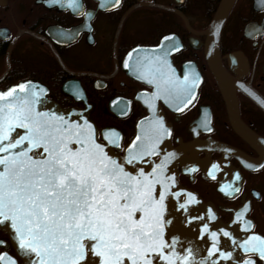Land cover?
Here are the masks:
<instances>
[{
    "label": "flooded vegetation",
    "instance_id": "obj_1",
    "mask_svg": "<svg viewBox=\"0 0 264 264\" xmlns=\"http://www.w3.org/2000/svg\"><path fill=\"white\" fill-rule=\"evenodd\" d=\"M221 1L120 0L114 6V0H80L83 11L91 13L85 16L57 0H0V91L29 80L44 86L58 105L90 111L106 144L101 133L115 129L120 146L112 144V148L121 154L138 120L148 112L142 96L154 92L153 85L124 67L126 56L137 47L164 42L176 78L183 80L186 73L200 78L196 98L187 107L174 99H168L167 105L159 99L171 126V148L191 146L186 155L192 157L194 151L199 158L197 164L188 157L186 162L176 161L180 185L204 204L213 205L225 224L248 205L242 220H250L253 227L245 224L240 231L264 238V149L238 132L242 126L264 141V0H235L227 15L219 43L229 78L226 84L217 81L206 55V31ZM164 36L174 40L163 41ZM173 45L179 50L173 51ZM77 84L81 89H76ZM64 87L78 91L73 95ZM225 93L230 94V102ZM177 106L183 110L177 112ZM205 121L212 131L206 130ZM197 140L220 145L194 147ZM213 164L218 167L213 169ZM191 168L196 171H188ZM229 185L240 192L220 191L222 186L231 191ZM1 232L0 239L8 243L0 246V252L16 256L8 236ZM241 259L264 264L257 254Z\"/></svg>",
    "mask_w": 264,
    "mask_h": 264
},
{
    "label": "snow or ice",
    "instance_id": "obj_2",
    "mask_svg": "<svg viewBox=\"0 0 264 264\" xmlns=\"http://www.w3.org/2000/svg\"><path fill=\"white\" fill-rule=\"evenodd\" d=\"M57 2L85 16L91 15L83 11L80 0ZM119 3L120 0H114V6ZM173 40V36L163 37V41ZM159 47L163 49V43ZM179 47L173 45L172 50L178 51ZM169 54L162 50L148 62L174 73L167 60ZM124 67L129 68L127 60ZM160 75L167 87L161 89L157 84L153 98H159L162 92L184 107L196 98L194 89L200 78L195 73L191 77L186 73L183 80L163 71ZM138 78L146 77L141 74ZM147 82L155 83V76ZM44 92V88L31 81L0 91V226L10 229L9 236L25 264H89L91 257L96 258L92 264H154V259L166 264H193L192 248L183 249L181 255L176 252L178 241L173 238L169 243L164 238L165 227L171 221L165 216L166 193L161 178L175 185L174 179L164 174V163L150 173L140 168L135 175L125 168L146 155L158 154L155 148L160 138L171 136L163 118L151 122V134L146 133L148 143L137 144L141 141L137 135L120 161L105 150L107 144L98 142L94 124L85 117L79 116L82 122H78L55 112L38 110ZM175 110L183 109L177 106ZM208 123L205 121L204 127L210 132ZM101 135L108 144L120 146L115 129H105ZM167 158H174V153H168ZM217 167L212 165L213 169ZM209 175L215 179L211 172ZM235 179H241L239 174ZM157 184L161 187L158 193ZM228 187L231 191L223 186L220 191L225 195L240 192L239 187ZM187 195L190 199L181 203L180 209L186 210V204L195 201L192 193ZM247 211L245 204L236 213L237 219H242ZM214 218L209 209V219ZM193 219L203 221L204 217ZM246 225L249 229L253 227L250 220ZM205 233L212 244L198 264L231 260L232 252L221 249L219 238L222 234L231 239L230 233L224 229L209 232L206 223L200 231L201 238ZM7 243L0 239V246L6 247ZM232 243L237 246L235 240ZM238 247L264 259V238L258 235L249 236ZM5 257L7 264H18L6 252L0 253V261ZM243 264L254 261L248 259Z\"/></svg>",
    "mask_w": 264,
    "mask_h": 264
},
{
    "label": "water",
    "instance_id": "obj_3",
    "mask_svg": "<svg viewBox=\"0 0 264 264\" xmlns=\"http://www.w3.org/2000/svg\"><path fill=\"white\" fill-rule=\"evenodd\" d=\"M234 2L235 0H223V2L220 3L221 6H219L216 16L206 33L207 34L206 55H207L208 63L215 74V78L221 84H223V81L229 78L224 73L223 66L220 60V54H219L220 33L222 30V26ZM179 14L182 16L181 13ZM135 50L137 51L132 50L130 52L132 53L131 57H129L128 54L126 58L127 62L129 63V68H127L128 72L138 80L145 82L147 84H150L147 82V80L152 79L153 76H155V83H153L154 92L155 90L158 91L156 86L157 84L160 85L161 89L165 88L166 85L163 83L160 72L163 71L166 74L173 76L175 74V69L172 65V62L170 61V59L167 58L168 63L171 65V69L174 70V73L169 71L167 67L160 69L159 65L154 63L149 64L148 61L155 55H158L162 50H166V47L163 46V49H161L159 46L138 47L135 48ZM141 74H143L146 78L145 79L138 78ZM26 82L28 81H24L21 83H26ZM31 82L33 85L45 89V92L41 94L40 97L42 102L37 105L38 110L49 113L55 112L57 115L65 116L66 119L77 120L78 122H82L79 121V116H83L94 124V122H92L87 117L86 112L75 108H66V109L62 108L60 105H58L53 100L48 98L47 88L34 81ZM7 89L3 91H6ZM65 91L68 90L65 88ZM225 96L227 98V101L230 102L231 99L230 94L225 93ZM144 98L145 99L143 103L148 109V114L147 116L141 118L137 122L136 133L132 138V140L130 141V143L128 144V146L132 143V141L135 139L137 135L141 136V141H137V144H140L141 142L148 143V140L146 139V133L149 135L151 134L150 133L151 122L154 121L157 117H162L165 127L170 129V124L166 122L158 101L155 98H153L152 95H146ZM146 101H148V103H146ZM149 103L152 104L151 108L149 107ZM94 126L96 129L98 142L103 143L98 138V132L95 124ZM238 132L243 138L249 141L252 145L258 147L261 146L262 148H264L263 139L260 138L255 133H253L252 131H250L249 129L239 126ZM218 145L220 144L218 143L215 144V146L217 147ZM128 146L125 148L124 153L122 155L115 153L114 150L109 145H107L105 150L108 151L109 154L113 156V158L122 161L126 155V149L128 148ZM155 151L158 153L157 155H151V154L146 155L144 156L143 160H138L135 164L126 165L125 168L126 171H129L134 175L139 171L140 168H143L146 173H150L152 172L153 168H155L157 165H160L161 162H163L165 165L164 174L174 179L175 185L172 186L171 180L164 182L163 179L161 178V182L164 185L163 190L166 193L165 216L167 217L168 220L171 221V224L167 225L164 230L165 240H167L170 243L173 240V238H175L178 241V243L176 244V252L180 253L181 255L183 254V249L192 248L195 253V260L193 261V264H198L201 258L207 256L208 254L207 249L210 248L212 244V240L208 235V233H205L203 238H201L200 236V231L202 229V226L203 224L206 223L209 225V232L217 231L219 233L220 229H224L228 231L231 235V239H229L227 237H223L222 234H219L221 249L224 251H231L232 259L231 260L219 259L218 264H223V262L226 264L237 263L240 260V255H239L240 251L243 250L238 247V244L243 242L250 236L249 230L246 231L244 229L242 232L240 231L241 229H243V226H245L246 222H244L242 219H237V216H235V219L230 223L225 224L221 222L218 218L217 213L213 212L210 206L204 204L203 201L197 195L193 194L192 192H190L189 190H187L186 188L180 185L177 179V172L175 169V163L177 161V157L167 158L168 153L170 152L174 153L173 149L170 147V136L165 135L161 137L159 144L155 148ZM156 157H159V159H156ZM155 189L156 192L158 193L161 190L160 185L159 184L155 185ZM174 193H180V195L177 196L174 195ZM188 193H192V195L195 197V201H193L191 204H186V210L180 209L179 205L190 199V197L187 195ZM183 197H185L184 200ZM209 209H211V214L215 217L214 219H209ZM194 217H204V219L203 221H201L200 219H193ZM0 230L8 235L10 240L9 242L11 243L12 247L15 249L18 256L22 259L23 261L22 264H25V259L21 255H19L17 246L9 236L10 229H6L4 226H0ZM233 240L237 242V246L233 245L232 243ZM5 258L6 259H4L3 261H0L1 264H7V257ZM95 260H96L95 257H91L89 264H92V261ZM154 264H166V261L154 259Z\"/></svg>",
    "mask_w": 264,
    "mask_h": 264
},
{
    "label": "bare ground",
    "instance_id": "obj_4",
    "mask_svg": "<svg viewBox=\"0 0 264 264\" xmlns=\"http://www.w3.org/2000/svg\"><path fill=\"white\" fill-rule=\"evenodd\" d=\"M222 2H223V0H222ZM221 2V3H222ZM220 6H221V4H220ZM215 18V17H214ZM214 20V19H213ZM213 22V21H212ZM210 27V26H209ZM223 27V26H222ZM222 31V30H221ZM206 33H207V31H206ZM220 35H221V33H220ZM229 82V80H225V81H223V83H228ZM5 90V89H4ZM3 91V90H2ZM151 94V93H150ZM159 103V102H158ZM159 105H160V103H159ZM147 108V107H146ZM160 108H161V110H162V112H163V115H164V111H163V109H162V106L160 105ZM147 111H148V109H147ZM147 114H148V112H147ZM146 114V115H147ZM90 115H91V112L89 111H87V117L92 121V122H94L91 118H90ZM164 118H165V115H164ZM94 124H95V122H94ZM235 124H236V122H235ZM97 127V126H96ZM206 143H212V145L214 146L215 144H213L214 142H204V141H195V143L193 144V146L194 147H196V146H201V147H206L208 144H206ZM200 147V148H201ZM217 147V146H216ZM191 146H186V147H184V150L183 149H179V148H174L173 149V151H174V157H177V160H179V161H187V157L188 158H193V160H194V163H198V160H199V158H198V156L196 155V152H194V151H192L191 152V154H192V157H189V155H186V152H189L190 150H191ZM261 150L262 149H264V148H262L261 146L259 147ZM263 152H264V150H262ZM115 153H117L116 151H114ZM200 162H201V160H200ZM262 163V162H261ZM207 205V204H206ZM210 207H211V209L213 210V212H216V211H214V206L213 205H210ZM217 213V212H216Z\"/></svg>",
    "mask_w": 264,
    "mask_h": 264
},
{
    "label": "rangeland",
    "instance_id": "obj_5",
    "mask_svg": "<svg viewBox=\"0 0 264 264\" xmlns=\"http://www.w3.org/2000/svg\"><path fill=\"white\" fill-rule=\"evenodd\" d=\"M98 107L100 108V109H102V105L101 104H98ZM1 232V231H0ZM1 233H3V232H1Z\"/></svg>",
    "mask_w": 264,
    "mask_h": 264
}]
</instances>
